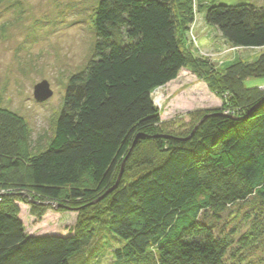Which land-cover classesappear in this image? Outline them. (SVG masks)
Masks as SVG:
<instances>
[{"label":"trees","instance_id":"trees-1","mask_svg":"<svg viewBox=\"0 0 264 264\" xmlns=\"http://www.w3.org/2000/svg\"><path fill=\"white\" fill-rule=\"evenodd\" d=\"M174 1H97L92 57L68 81L53 136L28 156L26 121L0 107V180L27 160L30 198L81 212L66 235L28 234L21 196L0 197V264H93L102 237L118 264H244L264 242V85L244 83L264 77V52L220 77L228 110H207L186 134L159 129L152 93L188 63ZM205 20L235 47H264V7L213 3Z\"/></svg>","mask_w":264,"mask_h":264},{"label":"rangeland","instance_id":"rangeland-1","mask_svg":"<svg viewBox=\"0 0 264 264\" xmlns=\"http://www.w3.org/2000/svg\"><path fill=\"white\" fill-rule=\"evenodd\" d=\"M97 1L0 0V107L26 121L30 143H21V148L27 156L28 148L42 147L53 136L68 81L84 70L92 57ZM213 3H248L264 7V0L174 1L179 18L177 38L188 63L175 80L152 93L160 111L158 126L163 131L186 134L201 123L207 110H228L231 103L218 84L220 77L235 61L251 62L264 52V47H235L209 25L205 20L206 8ZM187 12H191L190 21L186 18ZM42 81L49 83L53 94L44 102H37L33 96L34 86ZM244 83L246 87H261L264 77H251ZM0 181H3L0 182L1 198L21 196V201L15 205L28 234L66 235L81 215L74 205L41 196H37L38 202L30 198L35 190L31 187L27 160L21 162L17 170H7ZM33 202L47 207L41 218L31 214ZM221 224L218 229L222 228ZM96 242L99 255L91 262L118 264L113 260L110 238L102 237ZM244 264H264V242L258 249L248 251Z\"/></svg>","mask_w":264,"mask_h":264},{"label":"water","instance_id":"water-1","mask_svg":"<svg viewBox=\"0 0 264 264\" xmlns=\"http://www.w3.org/2000/svg\"><path fill=\"white\" fill-rule=\"evenodd\" d=\"M53 94L52 89L47 81H42L34 86L33 96L37 102H44Z\"/></svg>","mask_w":264,"mask_h":264}]
</instances>
